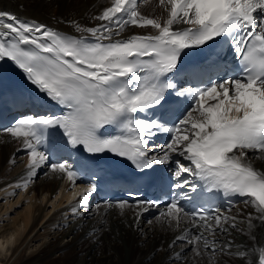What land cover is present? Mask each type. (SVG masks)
Returning <instances> with one entry per match:
<instances>
[{
  "label": "snow or ice",
  "instance_id": "6c2138e0",
  "mask_svg": "<svg viewBox=\"0 0 264 264\" xmlns=\"http://www.w3.org/2000/svg\"><path fill=\"white\" fill-rule=\"evenodd\" d=\"M158 2L167 12L166 18L142 15L139 0H110V6L95 17L107 24L86 27L70 22L80 36L0 11V60L13 61L31 84L66 109L61 115L22 117L5 131L28 152L30 178L45 164L52 172L66 174L73 184L78 178L66 161L49 163L48 152L41 150L49 129H54L73 148L93 157L111 153L131 161L141 172L157 163L174 162L176 189L189 184L185 174L198 178L209 190L246 197L245 203H251L257 213L255 217L248 213L249 228L253 219L264 223V171L254 168L250 157V153L256 159L264 156V0ZM176 24L187 27L174 29ZM112 25L121 30L128 25L150 27L156 34L113 40L120 33H113ZM218 38H230L233 43L241 65L238 73L204 83L203 74L193 65L191 74L200 82L180 87L176 78L182 74L183 57L203 50L210 42L216 44ZM180 97H190L192 103L178 122L167 127L166 116ZM150 111L159 115L136 118ZM108 127L118 133L105 135L103 130ZM159 131L169 133L170 140L156 153L151 140ZM173 153L187 163L173 161ZM27 186L25 181L23 187ZM96 191L95 182L88 184L80 203L86 204ZM138 204L147 208L155 206V201L140 200ZM126 205L128 201L118 202L120 209ZM161 215L177 227L183 217L191 218L193 227L210 233L222 219L215 216L214 227L207 223L210 214L203 209L188 212L176 198ZM231 219V227L237 228L236 217ZM176 240H186L196 256L210 244L217 251L214 240L210 242L202 233L193 235L188 229ZM225 248L230 252L231 242ZM249 252L255 254L256 248L236 255L245 258ZM258 264H264V247L259 248Z\"/></svg>",
  "mask_w": 264,
  "mask_h": 264
},
{
  "label": "bare ground",
  "instance_id": "6f19581e",
  "mask_svg": "<svg viewBox=\"0 0 264 264\" xmlns=\"http://www.w3.org/2000/svg\"><path fill=\"white\" fill-rule=\"evenodd\" d=\"M158 3V0H140L138 9L140 13L150 17H153L152 15L159 17L163 12L161 18H166L167 12L161 6L155 14L149 11ZM142 5L144 6L140 9ZM108 6L110 0H0V11H10L22 18H29L77 36L81 33L75 31L71 21H77L86 27L107 24L106 21H99L95 17ZM180 26L182 24L173 27L177 29ZM111 27L113 33L119 31V36L145 32L144 28L138 29L132 25L122 30L116 26ZM116 37L113 35V38ZM4 65L7 69L11 68L7 62H4ZM17 75L28 81L22 75ZM31 95L33 103L40 110L39 115H54L56 110L54 101L37 90H32ZM153 148L156 153H160V148ZM22 149V144L10 134L0 132V171L15 159ZM250 157L253 167L264 171V156L256 159L254 154L250 153ZM179 159L182 160L181 157ZM65 161L68 165V161ZM182 162L187 163L183 160ZM19 171L9 180H0V199L5 201V212L14 208L11 198L14 196L16 186H21L26 193L23 194L27 202L21 219H13L11 227L4 229L0 225V255L8 258L11 254L9 258L13 261L11 264H258L259 248L264 247V223L253 219V227L249 228L248 213H252L253 217L257 213L251 203H245L246 197L239 200L230 210L215 215L222 218L219 227L215 226V216L208 219L207 223L216 227L215 232L210 233L203 227H193L192 220L187 217L181 219L178 227L174 221L169 224L167 218H152L144 213L146 208L139 209V212L135 211L136 208L127 206L124 209L118 206L106 208L92 200L85 206L78 198L73 201L72 207H68L67 201L77 192L66 196L67 201L56 197L52 199L58 188L64 186V173L52 172L47 164L37 170L35 177H29L27 164ZM40 178L41 182L38 181ZM188 180L189 184H192L196 178L189 177ZM25 181H28L27 188L23 187ZM18 196L17 201L22 194ZM45 203H51L52 211H49ZM73 208L77 211L73 212ZM2 214L3 208L0 209V223L1 219L9 218L7 215L2 217ZM71 216L73 217L69 219ZM224 217L228 218L227 222ZM232 217H236L237 228L231 227ZM185 229L193 235L202 233L210 242L214 240L217 251L213 252V245L210 244L200 256H196L192 251V245L186 240H176L178 235L184 234ZM39 237L50 240L35 254L27 256L23 246L28 247L29 242ZM230 242L229 252L225 246ZM202 243L201 241V246ZM253 247L256 248L255 254L249 252L245 258L236 255L237 251H246Z\"/></svg>",
  "mask_w": 264,
  "mask_h": 264
},
{
  "label": "rangeland",
  "instance_id": "374dc122",
  "mask_svg": "<svg viewBox=\"0 0 264 264\" xmlns=\"http://www.w3.org/2000/svg\"><path fill=\"white\" fill-rule=\"evenodd\" d=\"M143 6L144 5L140 6V9L143 8ZM159 7H160V5L158 3L157 5L152 6L149 11L151 13L155 14L157 12V9H160ZM152 16L155 17L154 15H152ZM26 164H28L27 151L23 150L16 156V158L14 160H12L11 162L7 163L5 168L1 169V171H0V180L1 181H6V180H9V179L13 178L15 175H17L20 172L19 170L22 167H24ZM38 181L41 182L42 179L40 178ZM21 188H22L21 186H16L15 187V191L13 192L14 196L11 198V200L14 203H16V205L14 203H12V205H14L13 210L5 212L6 211V205H4L5 201H4V199H0V209L3 208L2 217H5L6 215L9 217V218L1 219L2 222L0 223V225H1L2 229L7 228V227H11V225L14 223L13 221L15 219H17V218H18V220L21 219L20 217H22L21 215H23V212H24V209H25L27 201H26V198L23 196V194L25 192H23L24 190L21 189ZM20 194H22V196H21L22 198L20 197V200H19L20 202H19L17 200L19 198L18 195H20ZM45 204L47 205V208L49 209V211H52L51 210V208H52L51 203H49V204L45 203ZM72 217L73 216H71L69 219H71ZM44 239H45L44 237H39V239H37L35 241H32V242H29L27 244L28 247L26 245H24L25 247L23 246V248L25 249L26 255L30 256L32 254H35L39 249H41V246L44 243H48L49 240H50L49 238H46L45 240ZM10 256H11V254L7 258L5 256H1L0 255V264H11L13 261L11 260L12 261L11 262L9 260Z\"/></svg>",
  "mask_w": 264,
  "mask_h": 264
}]
</instances>
